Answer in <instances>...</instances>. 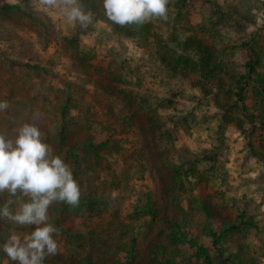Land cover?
Wrapping results in <instances>:
<instances>
[{
	"label": "rangeland",
	"instance_id": "rangeland-1",
	"mask_svg": "<svg viewBox=\"0 0 264 264\" xmlns=\"http://www.w3.org/2000/svg\"><path fill=\"white\" fill-rule=\"evenodd\" d=\"M66 3L91 24L68 21ZM152 19L135 35L103 0H0V132L36 122L97 202L50 206L45 264H205L201 247L219 264L203 203L216 233L235 226L229 264H264V0H169ZM31 230L0 221V245ZM0 264L13 262L0 251Z\"/></svg>",
	"mask_w": 264,
	"mask_h": 264
},
{
	"label": "clouds",
	"instance_id": "clouds-1",
	"mask_svg": "<svg viewBox=\"0 0 264 264\" xmlns=\"http://www.w3.org/2000/svg\"><path fill=\"white\" fill-rule=\"evenodd\" d=\"M168 4L169 0H103L108 19L121 26L154 17L167 19ZM63 11L68 21L81 28L92 22V14L78 4L68 7L66 3ZM8 107L7 101H0V112ZM5 192L18 199L0 204V221L32 226L33 230L23 235L10 233L0 251L13 264H45L46 258L58 253L55 237L60 231L48 222L49 208L56 202L78 206L81 187L72 167L53 154L36 122L22 123L12 135L0 132V193Z\"/></svg>",
	"mask_w": 264,
	"mask_h": 264
},
{
	"label": "trees",
	"instance_id": "trees-1",
	"mask_svg": "<svg viewBox=\"0 0 264 264\" xmlns=\"http://www.w3.org/2000/svg\"><path fill=\"white\" fill-rule=\"evenodd\" d=\"M1 10L4 14L7 15L9 13H14V12L20 11V8L18 6L4 5L1 8ZM152 23H153V19L146 21L144 23H133V24H127V25L132 29V31L135 35H138L140 33V31L144 32V31H148V30L153 29V27H151ZM179 58H180L181 64L185 63L187 65L191 61L190 57L181 56ZM193 68H194V66H193ZM206 76H208V75H206ZM258 81L260 82V87L264 88L263 79H259ZM260 90L264 91V89H260ZM256 92H257L256 93L257 96L258 95L261 96L260 91H256ZM241 99L244 101L243 97H241ZM61 112H62V115L64 116L63 118L67 121L68 108L64 107ZM70 126H71L70 122L67 121L63 125L64 131H66L67 128ZM88 144H89V146L87 147L88 150L95 151L93 145H91L90 142ZM64 204L66 205V207L72 208V210L74 212H82L83 209H85L86 207L89 208V205L93 206V205L97 204V202L92 200V201H89V203H88V202H85L83 199H80L78 206H70V205H67L66 203H64ZM202 210H203V212H204V214H205V216L209 222V226L206 228V232H207V236L212 240V244L217 251V258L216 259H218L219 264H229L230 262H229L228 258L225 257V250L223 248L222 240H223L226 233H229L233 229H235V226L227 227L225 230L222 231V233L218 234L211 227L212 211L210 210L209 206L206 203L202 204ZM177 226L181 227V224H178ZM198 256L203 259L205 264H215V262H216L211 257V255L209 254V251L206 248L201 247L199 250Z\"/></svg>",
	"mask_w": 264,
	"mask_h": 264
}]
</instances>
